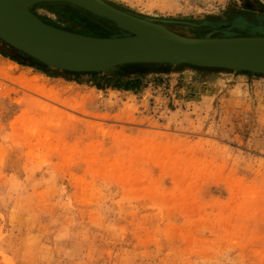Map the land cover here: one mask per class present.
<instances>
[{
    "label": "rangeland",
    "instance_id": "rangeland-1",
    "mask_svg": "<svg viewBox=\"0 0 264 264\" xmlns=\"http://www.w3.org/2000/svg\"><path fill=\"white\" fill-rule=\"evenodd\" d=\"M103 1L167 22L264 25V0ZM30 12L69 33L116 34L66 4ZM0 66L53 93L41 99L0 77V264H264V76L111 72L143 81L132 94L47 77L1 54Z\"/></svg>",
    "mask_w": 264,
    "mask_h": 264
},
{
    "label": "water",
    "instance_id": "water-1",
    "mask_svg": "<svg viewBox=\"0 0 264 264\" xmlns=\"http://www.w3.org/2000/svg\"><path fill=\"white\" fill-rule=\"evenodd\" d=\"M51 3L85 11L110 24L116 34L95 38L69 33L30 12ZM169 24L206 27L210 34L186 38L166 29ZM159 32L167 38L155 34ZM0 42L60 73L106 74L127 66H152L156 71L191 67L264 76V25L258 17L193 24L139 17L103 0H0Z\"/></svg>",
    "mask_w": 264,
    "mask_h": 264
},
{
    "label": "trees",
    "instance_id": "trees-1",
    "mask_svg": "<svg viewBox=\"0 0 264 264\" xmlns=\"http://www.w3.org/2000/svg\"><path fill=\"white\" fill-rule=\"evenodd\" d=\"M0 54L9 58L12 62L20 66H28L33 69H37L41 74L47 77L60 76L61 78H72L73 82L78 85H85L95 88L98 91L113 90V91H123L132 94H137L141 89L142 80H127L120 77L119 74L106 73V74H69L60 73L57 71L49 70L45 67L37 65L33 60L25 57L23 54L15 51L14 49L8 47L4 43L0 42ZM143 66H127L122 67L125 70H136L141 69Z\"/></svg>",
    "mask_w": 264,
    "mask_h": 264
},
{
    "label": "bare ground",
    "instance_id": "bare-ground-1",
    "mask_svg": "<svg viewBox=\"0 0 264 264\" xmlns=\"http://www.w3.org/2000/svg\"><path fill=\"white\" fill-rule=\"evenodd\" d=\"M156 35L160 36V38H167L164 33L159 32V34L155 33ZM167 36L171 37V35L167 34ZM172 38V37H171ZM174 39V38H173ZM10 70H7L3 67L0 66V77L5 78L7 80V82L9 83H13L15 84L18 81V85L23 88L24 90L29 91L30 93L35 94L37 97L41 98V99H47L50 100V98H52V92H49L45 89V86L43 84L39 85V81L37 78H25L23 76H19L18 79H15L14 77L12 78V76H10L9 74ZM52 101V100H51ZM71 110L73 111H77V105L76 107H70ZM50 112V110H48V108H43L41 110L42 114H48ZM54 113V112H53ZM51 113V114H53ZM57 119L60 118V116H58L57 114L54 113V115Z\"/></svg>",
    "mask_w": 264,
    "mask_h": 264
}]
</instances>
